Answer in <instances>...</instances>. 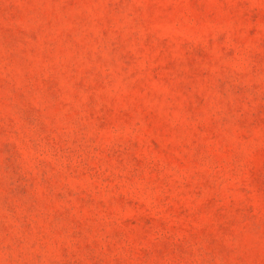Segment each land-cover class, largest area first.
<instances>
[{"label": "rangeland", "instance_id": "374dc122", "mask_svg": "<svg viewBox=\"0 0 264 264\" xmlns=\"http://www.w3.org/2000/svg\"><path fill=\"white\" fill-rule=\"evenodd\" d=\"M0 264H264V0H0Z\"/></svg>", "mask_w": 264, "mask_h": 264}]
</instances>
